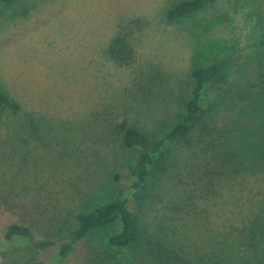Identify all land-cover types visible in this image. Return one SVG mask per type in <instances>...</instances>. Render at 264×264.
Returning <instances> with one entry per match:
<instances>
[{
  "label": "rangeland",
  "instance_id": "374dc122",
  "mask_svg": "<svg viewBox=\"0 0 264 264\" xmlns=\"http://www.w3.org/2000/svg\"><path fill=\"white\" fill-rule=\"evenodd\" d=\"M178 1L15 0L2 7L0 88L20 109H6L0 129V264L47 259L58 249L6 239L10 224L30 226L36 240L56 238L78 211L126 192L139 149L122 144L120 124L162 137L183 114L193 69L239 51L263 25L264 0H216L167 20ZM116 41L133 47L130 58L112 55ZM205 112L215 116L209 151L175 150L173 174L153 178L144 191L141 220L195 255L227 251L228 264H237L239 233L264 204V172L239 163L242 136L264 138V52L210 84ZM222 147L224 162L216 156ZM110 231L80 240L59 264H115Z\"/></svg>",
  "mask_w": 264,
  "mask_h": 264
},
{
  "label": "trees",
  "instance_id": "16d2710c",
  "mask_svg": "<svg viewBox=\"0 0 264 264\" xmlns=\"http://www.w3.org/2000/svg\"><path fill=\"white\" fill-rule=\"evenodd\" d=\"M13 1L15 0H0V13L3 6ZM214 1L216 0H180L168 8L166 18L174 21L189 16ZM111 50L112 55L119 59H124L122 58L124 53L128 54L126 59L130 58L134 51L129 43L121 45L119 41L111 46ZM263 52L264 21L257 37L239 51L217 58L207 65L195 67L192 71L194 83L184 102L183 114L160 138L153 137L123 121L120 124L122 144L127 148L139 149L136 162L128 165L129 176L132 178L129 189L106 203L89 210L78 211L72 222L61 223L59 237L56 238L36 240L30 226L18 222L10 224L5 231L6 239L11 240L16 236L27 237L40 252L58 244V249L51 257L34 258L23 264H59L76 243L102 228H111L108 243L115 248L110 253V257L116 260L115 264H228L225 260L228 256L227 251L214 256L205 252L195 255L183 244L178 245L175 239L169 238V233L164 228L157 233L146 228L141 220L142 198L153 178L163 179L164 176L173 174L179 162L176 149H185L196 157L199 155L198 152L209 151L212 143L210 134L214 129L212 124L214 125L215 121L214 115L205 112L210 84L234 63L256 58ZM6 109L17 112L20 104L0 88V129L2 115ZM249 133L242 136L243 144H240V147L243 148L244 155L238 157L239 163L246 169L252 167L256 172L258 170L264 172V138H257L258 140L252 142ZM227 136L225 144L230 145ZM225 154L224 147L216 152L219 160L222 158L220 162L225 161ZM227 154L232 156L234 161L239 156L237 153ZM132 199L134 207L131 206ZM257 213L254 219L248 218V223L239 233L241 248L237 264H264V204ZM119 254L122 256L119 257Z\"/></svg>",
  "mask_w": 264,
  "mask_h": 264
}]
</instances>
